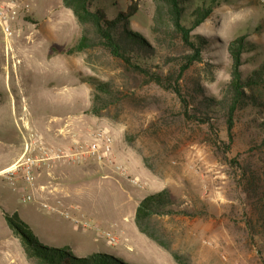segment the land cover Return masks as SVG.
Wrapping results in <instances>:
<instances>
[{
  "label": "rangeland",
  "instance_id": "rangeland-1",
  "mask_svg": "<svg viewBox=\"0 0 264 264\" xmlns=\"http://www.w3.org/2000/svg\"><path fill=\"white\" fill-rule=\"evenodd\" d=\"M127 1L118 0L122 7ZM204 1L211 0H189L187 23L192 10ZM8 2L13 6L9 31L0 23V168L20 156L25 127L52 145L102 128L113 136L117 160L143 188L92 161L60 162L42 170L35 181L34 203H21L19 192L1 185L0 246L8 239L6 212L16 214L15 223H27L40 242L69 246L80 257L101 252L127 264H264V154L257 149L260 135L253 126L258 111H240L229 144L224 118L210 123L187 118L172 90L100 46L76 53L75 74L71 64L69 68L49 58V37L41 30L58 27L61 10L70 12L62 0H0V7ZM133 2L137 11L127 27L152 46L149 52L134 54L133 61L158 74L165 84L178 80L188 96L198 86L207 95H221L230 72V59L221 47L230 38L246 35L252 42L254 49L244 55V72L264 62V0H217L211 17L193 32L214 42L203 52V62L182 76L174 59L185 52L180 41L158 45L153 33L154 0ZM92 77L108 82L115 92L113 103L98 116L87 112L94 92ZM73 118L75 123H69ZM54 119L63 123L50 130L49 135L58 134L56 138L28 123L44 125ZM61 170L66 172H56ZM41 185L60 193L59 209L70 206L69 217L41 208L39 201H47L44 196L49 194L41 191ZM61 186L68 195L61 194ZM164 187L172 194L174 212L154 216L148 226L168 248L138 234L134 222L140 198ZM84 222L90 226L83 227ZM14 263L8 255L6 264ZM24 264L32 263L26 258Z\"/></svg>",
  "mask_w": 264,
  "mask_h": 264
},
{
  "label": "trees",
  "instance_id": "trees-1",
  "mask_svg": "<svg viewBox=\"0 0 264 264\" xmlns=\"http://www.w3.org/2000/svg\"><path fill=\"white\" fill-rule=\"evenodd\" d=\"M126 2L124 7L118 0H62V5L70 9L81 27V35L66 53H77L100 46L106 49L115 59L133 69L146 74L151 81L164 89L172 90L180 99L187 118L199 123H210L222 117L227 125L229 144L232 143L236 117L240 111L251 109L258 111V119L253 126L260 135L257 149L264 154V62L248 72L243 71L247 63L244 55L254 48L246 35L230 38L222 44L230 59L229 79L224 84L219 97L205 94L201 87H196L189 96L182 91L178 80L174 85L165 84L158 74H154L134 62V54L140 51H151L152 46L140 33L127 27L131 17L137 11L134 0ZM189 0H154L153 33L158 45H172L179 40L185 52L174 58L180 63L179 76H182L195 63L203 62V52L214 41L203 35L193 33L202 23L211 17L217 0H211L196 6L187 23L184 19ZM56 51V48H54ZM93 86L92 103L87 112L101 115L115 97V92L108 82L89 78ZM173 198L169 188L148 194L136 206L134 222L141 233L158 244L168 248L153 231L148 223L154 216L168 215L174 212L171 208ZM9 229L19 239L26 258L32 264H127L120 258L101 252H92L85 256H76L69 246L53 247L39 241L24 221L15 223L16 214L4 212ZM18 218V217H17ZM264 230V225H263ZM177 258V254L173 252Z\"/></svg>",
  "mask_w": 264,
  "mask_h": 264
},
{
  "label": "built area",
  "instance_id": "built-area-1",
  "mask_svg": "<svg viewBox=\"0 0 264 264\" xmlns=\"http://www.w3.org/2000/svg\"><path fill=\"white\" fill-rule=\"evenodd\" d=\"M13 6L8 2L0 7V23L8 32V19ZM12 9V10H11ZM12 18V17H11ZM26 132H22V151L18 159L8 167L0 168V187L6 185L10 191H17L20 195L21 203L36 202L34 191L35 181L42 170H48L57 163L84 164L92 161L102 166L109 167L118 175L132 185L143 188V185L137 178L128 174V167L117 160L114 151L113 136L106 130L98 128L86 137H76L72 135L68 144L52 145L44 140L43 135L35 130L25 127ZM41 191H47L49 194L54 192L47 185L40 186ZM43 195H41L42 197ZM41 208L48 212H54L69 217L68 210H60L62 205L60 199L57 202L39 201ZM77 210V209H76ZM76 223H80L75 219ZM85 222L83 227H88ZM99 230L98 225L94 226ZM109 235V234H108Z\"/></svg>",
  "mask_w": 264,
  "mask_h": 264
},
{
  "label": "crops",
  "instance_id": "crops-1",
  "mask_svg": "<svg viewBox=\"0 0 264 264\" xmlns=\"http://www.w3.org/2000/svg\"><path fill=\"white\" fill-rule=\"evenodd\" d=\"M59 20L62 23L58 27H57V25L55 27L52 26V25H47V26L43 27L42 30H41V33L43 35H45L46 37H49V40L46 41V44H47V51L46 52H47V55L49 56V58L54 59L57 64H62V63L63 64H67L69 68H70V64H71L73 73L75 74V72H76L75 71V69H76V53L68 54V53H66V50L69 49L71 46H73L75 44L76 40L80 37V35H81V27L78 24L74 14H73V12L71 10H70V12L68 10H66V9L61 10V14L59 16ZM36 21L38 22V20H36ZM37 26H40L39 22H38ZM54 48H56V51L54 50ZM74 87H75V77H74ZM68 121H69V123H72V124L75 123V119L74 118L71 119V120H68ZM28 123L30 125L35 126V127L44 128L45 129L44 131H46L48 133L46 135L49 138L58 137V134L49 135L50 134V130H52V129L58 130L59 127H61L62 124H63V123L57 122L56 119H54L53 121L45 122L44 125H41V123H39V121L35 122V123H30V122H28ZM59 140H60V138H59ZM69 142L70 141H68L65 144H68ZM20 145L22 146V141H21ZM57 145H59V144H57ZM20 148H22V147H20ZM15 161L6 162V166L5 167L10 166ZM73 165H77V164H73ZM56 172L64 173L66 171L61 170V171H56ZM56 184H58L60 186L59 183H56ZM59 186H56L57 190H58ZM60 190L64 191V193L63 192L61 193L63 196L64 195L65 196L68 195L66 193L67 191H66V189L64 187L61 186ZM54 194H55V196H54ZM44 197L46 198L47 201H49V202L51 201L53 203H56L58 198L61 199L60 193H54V192H53V194H46V196H44ZM143 197H141L140 200ZM139 201L136 203V206L138 205ZM135 209H136V207L134 208V213H135ZM121 225L122 224H118L117 225V230L118 231L122 230ZM137 231H138V234L140 233L142 235H145L144 233H141L138 230V228H137ZM7 235H8L7 236L8 239H6V242L2 243L1 246H0V264H6V260L8 258V255L15 262L14 264H24V261L26 260V256H25V253L23 251V248H22L20 242H18L19 240L14 237L15 235L12 233V231L10 229L8 230ZM138 237L139 236H137V238ZM147 238L151 240V238H149V237H147ZM148 242H149V240H148ZM149 244L151 245L150 242H149Z\"/></svg>",
  "mask_w": 264,
  "mask_h": 264
}]
</instances>
